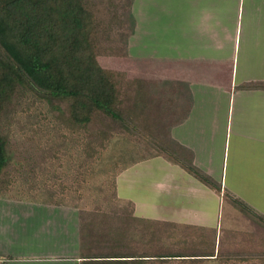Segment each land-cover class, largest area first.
Returning <instances> with one entry per match:
<instances>
[{
	"label": "crops",
	"instance_id": "obj_1",
	"mask_svg": "<svg viewBox=\"0 0 264 264\" xmlns=\"http://www.w3.org/2000/svg\"><path fill=\"white\" fill-rule=\"evenodd\" d=\"M156 3L163 6L159 55L147 63L156 60L157 69L141 76L171 83L181 107L170 138L221 192L156 156L123 172L126 189L144 199L122 200L141 219L214 230L218 212L208 210L215 202L231 207L225 192L264 215V0ZM16 204L31 213L22 215ZM79 263L77 207L0 199V264Z\"/></svg>",
	"mask_w": 264,
	"mask_h": 264
},
{
	"label": "trees",
	"instance_id": "obj_2",
	"mask_svg": "<svg viewBox=\"0 0 264 264\" xmlns=\"http://www.w3.org/2000/svg\"><path fill=\"white\" fill-rule=\"evenodd\" d=\"M89 2L0 0V113L21 89L35 93L51 106L65 103V118L71 127L106 120L108 126L116 124L146 146V154L132 164L163 156L219 194L220 186L196 169L189 153L170 138L181 107L175 98L173 104L171 83L108 71L97 64L98 52L127 59V45L125 38L120 45L113 37L114 27H120L118 22L114 24L115 16L113 22L97 20ZM109 2L107 12L113 6ZM6 147V138L0 134V199L11 195L16 178ZM115 194L103 198L105 205L79 209V264H204L203 260L222 256L214 245L199 253H180L166 246L164 240L176 234L178 225L135 217L132 204L119 205ZM222 198L255 231L264 233L263 214L227 192ZM235 256H227V260H248Z\"/></svg>",
	"mask_w": 264,
	"mask_h": 264
},
{
	"label": "rangeland",
	"instance_id": "obj_3",
	"mask_svg": "<svg viewBox=\"0 0 264 264\" xmlns=\"http://www.w3.org/2000/svg\"><path fill=\"white\" fill-rule=\"evenodd\" d=\"M108 2L113 6L107 12ZM89 5L97 20L112 21L115 16L114 24L118 22L120 27H114L113 37L120 45L125 38L127 45V59L98 52L99 66L138 76H147L157 69L156 60L147 63V58L159 55L157 10L163 6L156 0H90ZM67 108L65 103L51 106L26 89L17 90L10 97L4 113H0V134L6 138L16 178L11 195L2 199L24 203L52 201L85 210L102 204L103 198L114 192L119 205L127 203L124 198L143 200L145 196L140 190L137 193L135 189H126L123 172L146 154L147 147L139 145L134 136L126 135L116 124L108 126L106 120L71 127L65 118ZM102 126L107 129L111 126V131ZM148 153L154 154L155 150ZM141 166L136 169L141 170ZM215 203L210 204L208 212H218L217 229L177 224L176 234L163 244L173 246L180 253H199L211 250L214 245V250L219 249L222 256L203 260L204 264H264V233L255 231L235 209L224 204L218 209L219 204ZM16 205L22 215L31 213L30 206ZM235 255L248 260L233 257L227 260V256Z\"/></svg>",
	"mask_w": 264,
	"mask_h": 264
}]
</instances>
